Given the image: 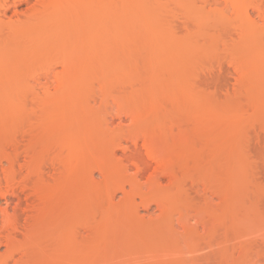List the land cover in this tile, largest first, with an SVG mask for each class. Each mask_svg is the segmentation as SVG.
Returning <instances> with one entry per match:
<instances>
[{"label":"rangeland","instance_id":"374dc122","mask_svg":"<svg viewBox=\"0 0 264 264\" xmlns=\"http://www.w3.org/2000/svg\"><path fill=\"white\" fill-rule=\"evenodd\" d=\"M3 1L0 264H264V0Z\"/></svg>","mask_w":264,"mask_h":264},{"label":"bare ground","instance_id":"6f19581e","mask_svg":"<svg viewBox=\"0 0 264 264\" xmlns=\"http://www.w3.org/2000/svg\"><path fill=\"white\" fill-rule=\"evenodd\" d=\"M5 1V0H4ZM3 1V2H4ZM19 2H18V4L19 3H22V2H24V3H29L31 0H18ZM216 1V0H215ZM218 1V0H217ZM215 2V3H218V2ZM227 1H229V0H225V2L228 4V2ZM232 1V0H231ZM234 1V0H233ZM33 2V1H32ZM42 2V1H41ZM194 2H202V4L203 5H207V4H211V0H194ZM221 2V1H220ZM236 2V1H235ZM2 3V2H1ZM14 3V2H13ZM16 3V2H15ZM14 3V4H15ZM40 3V2H39ZM253 3V2H252ZM261 3V2H260ZM14 4H13V6H14ZM32 4V3H31ZM30 4V5H31ZM255 4V3H254ZM1 5V4H0ZM6 5V4H5ZM10 5H12V4H10ZM15 5H17V3L15 4ZM20 5V4H19ZM213 5V4H212ZM217 5V4H216ZM215 5V6H216ZM223 5V4H222ZM221 5V6H222ZM244 5H246V4H244ZM3 6V5H2ZM1 6V7H2ZM7 6V5H6ZM9 6V5H8ZM28 6V5H27ZM208 6V5H207ZM225 6V5H224ZM260 6H261V4H260ZM4 7V6H3ZM14 7H16V6H14ZM33 7H34V5H33ZM214 7V6H213ZM226 7V6H225ZM223 8V7H222ZM221 8V9H222ZM236 8V7H235ZM245 8H247V6L245 7ZM254 8V7H253ZM258 8V7H257ZM4 10H3V12H1V14L3 15V16H6L7 17V20L6 19H4V21L6 20V22H9V23H12V24H14V23H19V22H23L24 20H27L28 21V19H29V17H31V16H29L30 14H28L27 12H20L18 9H15V10H13L12 11V13L11 14H8L9 13V11H10V8L9 7H4L3 8ZM33 9V8H32ZM208 9V8H207ZM209 9H210V7H209ZM244 9V8H243ZM29 10V9H28ZM249 10V9H248ZM264 10V9H263ZM208 11V10H207ZM210 11V10H209ZM208 11V12H209ZM247 11V10H246ZM29 12V11H28ZM31 12H32V10H31ZM30 13V12H29ZM0 14V15H1ZM33 14V13H32ZM31 14V15H32ZM34 15V14H33ZM247 16V15H246ZM263 16V15H262ZM248 18V17H247ZM21 25V24H20ZM256 25V24H255ZM9 26V25H8ZM13 26V25H12ZM18 26V25H17ZM264 26V25H263ZM253 27V26H252ZM12 29V28H11ZM16 29V28H15ZM19 29V28H18ZM258 29H259V27H258ZM263 31V30H262ZM64 43V42H63ZM62 45V44H61ZM64 45V44H63ZM66 45V44H65ZM39 46V45H38ZM64 47H62V49H63ZM47 49H49L48 47H47ZM46 49V52L48 51ZM43 52V51H42ZM44 53V52H43ZM64 64V63H63ZM56 74V73H55ZM60 75V74H59ZM48 76H50V75H48ZM37 78V77H36ZM56 79V78H55ZM60 80V79H59ZM62 80H63V77H62ZM39 109V108H38ZM36 110V109H35ZM36 112V111H35ZM141 168V167H140ZM10 179V178H9ZM8 181V180H7ZM17 188V187H16ZM16 190V189H15ZM12 193L11 194H9V193H7L9 196H11L12 195V198L13 197H15L16 198V196L17 197H19L20 196V194H19V192H17V190L16 191H14L13 189H12ZM7 194H5V203H9V205L11 204L9 201L10 200H12V198H10V197H8L7 196ZM2 197H4L3 195H2ZM15 201V200H14ZM11 202H13V201H11ZM14 203V202H13ZM6 210V209H5ZM6 212H8L7 210H6ZM211 245V244H210ZM214 245V244H213ZM216 250H213L212 252H209L208 253V255L207 256H205V257H209L210 255H213V254H215L216 252H215ZM204 263V262H203Z\"/></svg>","mask_w":264,"mask_h":264}]
</instances>
